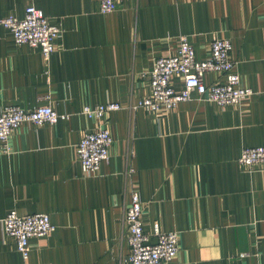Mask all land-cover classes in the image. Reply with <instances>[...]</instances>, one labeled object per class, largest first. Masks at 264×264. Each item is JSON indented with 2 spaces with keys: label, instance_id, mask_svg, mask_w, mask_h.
Returning <instances> with one entry per match:
<instances>
[{
  "label": "crops",
  "instance_id": "0c3cea01",
  "mask_svg": "<svg viewBox=\"0 0 264 264\" xmlns=\"http://www.w3.org/2000/svg\"><path fill=\"white\" fill-rule=\"evenodd\" d=\"M42 8L62 29L45 59L0 26V111L51 104L55 125L26 122L0 143V264H122L130 254L125 212L138 190L145 231L180 232L175 264H264V167L245 170V146L264 145V0H0V17ZM189 37L200 59L229 38L238 72L254 94L241 105L198 99L152 113L137 106L150 90L154 59ZM207 74L208 82L216 79ZM118 102L108 120L87 105ZM114 138L110 158L84 171L77 145L99 125ZM15 210L46 212L55 230L30 240L27 258L7 235ZM156 238L152 237V241Z\"/></svg>",
  "mask_w": 264,
  "mask_h": 264
},
{
  "label": "built area",
  "instance_id": "2783aa9c",
  "mask_svg": "<svg viewBox=\"0 0 264 264\" xmlns=\"http://www.w3.org/2000/svg\"><path fill=\"white\" fill-rule=\"evenodd\" d=\"M123 0H100L101 12L117 9ZM0 26L7 29L17 45L27 44L41 51L48 59L56 50L62 29L53 23L42 8L27 7L23 17L8 15L0 17ZM233 43L229 38L216 37L210 45V54L200 59L189 37L179 36L176 53L154 59L150 76V90L140 98L137 106L152 113L174 110L181 102L190 100L194 94L198 99L214 102L219 106L235 105L248 100L254 91L242 82L238 72V60L233 56ZM217 77L208 82L207 74ZM118 102L87 105L83 114L99 121L108 120L109 115L121 109ZM68 114L59 113L51 104H40L27 109L21 105L6 106L0 111V143L4 151H10V140L14 132L24 123L37 126L55 125ZM114 138L109 127L99 125L85 132L77 145V153L84 171L94 174L104 161L109 160ZM238 162L245 170L255 171L264 167V145L245 146ZM144 204L138 190L131 193V202L126 208L125 222L128 230L130 254L122 264H175L180 251V232L164 231L156 225L153 233L145 231ZM7 235L17 244L25 258L30 253V240L45 236L55 230L51 216L46 212L27 215L11 211L4 219ZM152 237L156 240L152 241Z\"/></svg>",
  "mask_w": 264,
  "mask_h": 264
},
{
  "label": "rangeland",
  "instance_id": "374dc122",
  "mask_svg": "<svg viewBox=\"0 0 264 264\" xmlns=\"http://www.w3.org/2000/svg\"><path fill=\"white\" fill-rule=\"evenodd\" d=\"M214 74V73H213ZM245 102V100L243 101V102H241V103H239V104H235V105H241V104H243ZM263 168V167H262Z\"/></svg>",
  "mask_w": 264,
  "mask_h": 264
}]
</instances>
